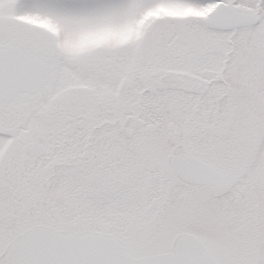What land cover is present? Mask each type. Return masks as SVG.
I'll use <instances>...</instances> for the list:
<instances>
[{
	"label": "snow or ice",
	"instance_id": "obj_1",
	"mask_svg": "<svg viewBox=\"0 0 264 264\" xmlns=\"http://www.w3.org/2000/svg\"><path fill=\"white\" fill-rule=\"evenodd\" d=\"M0 264H264V0H0Z\"/></svg>",
	"mask_w": 264,
	"mask_h": 264
}]
</instances>
